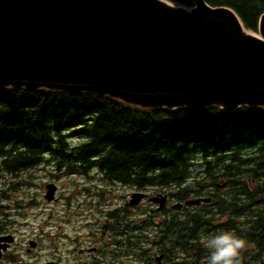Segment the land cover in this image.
I'll return each instance as SVG.
<instances>
[{
    "label": "trees",
    "instance_id": "1",
    "mask_svg": "<svg viewBox=\"0 0 264 264\" xmlns=\"http://www.w3.org/2000/svg\"><path fill=\"white\" fill-rule=\"evenodd\" d=\"M168 1L192 6L195 0ZM205 1L233 9L247 30L259 31L264 0ZM68 136L83 139L65 154ZM48 150L60 165H71L67 173L97 166L104 178L139 189L176 188L170 194L178 201L214 197L182 220L172 217L165 243L197 242L210 228H229L264 249L262 106L169 110L87 91L0 87V156L8 153L7 169L19 171Z\"/></svg>",
    "mask_w": 264,
    "mask_h": 264
},
{
    "label": "water",
    "instance_id": "2",
    "mask_svg": "<svg viewBox=\"0 0 264 264\" xmlns=\"http://www.w3.org/2000/svg\"><path fill=\"white\" fill-rule=\"evenodd\" d=\"M195 4L0 0V87L87 91L151 108L264 106V13L255 37L231 9Z\"/></svg>",
    "mask_w": 264,
    "mask_h": 264
},
{
    "label": "rangeland",
    "instance_id": "3",
    "mask_svg": "<svg viewBox=\"0 0 264 264\" xmlns=\"http://www.w3.org/2000/svg\"><path fill=\"white\" fill-rule=\"evenodd\" d=\"M248 32L252 36H258L256 32ZM82 139V137H69L67 139V150L71 151ZM53 174H59V177L54 179ZM10 180L7 187L8 196L5 199L3 198L4 201L0 200V204L3 203L5 206L4 208L0 207V212L4 213L0 214V221L10 217L11 222L14 223L16 219H20L22 213H25L27 219L24 223L27 226L24 225V228L26 227L25 229L30 232L29 234L26 233L31 237L36 236L41 239V242H48L47 237H50L48 234L50 229L59 233L64 232L67 238L54 239L53 237L52 239V236L50 237L53 247L56 244L76 243L71 238L76 237L78 234L80 243H90L93 238L98 237L93 236L92 233H95L96 229L108 222V213L114 210L123 218V223L131 222L132 227L136 226L137 221L150 223L149 228L154 227V223L163 227L166 222L171 220L172 216L177 218L176 221L182 220L184 217V210L171 208L168 217L150 219V215L147 214L148 209L149 207L151 209L156 207L152 206L148 200L144 201L139 207L129 205L131 194L136 191L134 186L105 180L95 167H90L87 174L71 175L65 171H56L45 165L42 170L36 168L17 176L11 175ZM50 181H54L58 186L56 199L51 201L45 196L47 192L46 184ZM3 185V182L0 181V192ZM152 189L153 193L163 191L160 188ZM185 211L188 212L190 209ZM44 217L53 220H44ZM75 229H78L79 232ZM148 232L144 231L142 235ZM139 233L134 231L130 234L138 235ZM150 237L154 238L153 235Z\"/></svg>",
    "mask_w": 264,
    "mask_h": 264
},
{
    "label": "flooded vegetation",
    "instance_id": "4",
    "mask_svg": "<svg viewBox=\"0 0 264 264\" xmlns=\"http://www.w3.org/2000/svg\"><path fill=\"white\" fill-rule=\"evenodd\" d=\"M155 195L159 193H149L146 198L156 207H149V215L168 217L172 205L170 198L164 206H159L151 200ZM107 220L92 233L98 237L93 238L90 243L82 244L76 236V243L56 244L53 247L52 243L48 245L47 242L28 235L30 232L25 228L12 227L11 218L6 217L0 221V264H159V258L164 264H208L210 253L206 242L216 234L200 233L195 240L197 242L165 243L163 241L168 239L167 230L159 224L154 223L155 226L149 228L137 221L134 222L136 226L129 227L131 222L123 223L119 214L109 216ZM123 224L127 226L123 227ZM75 231L79 232L78 229ZM134 231L140 233L130 234ZM144 231L149 232L142 235ZM228 231L235 232L234 229ZM240 264H264V249L247 243L241 252Z\"/></svg>",
    "mask_w": 264,
    "mask_h": 264
},
{
    "label": "clouds",
    "instance_id": "5",
    "mask_svg": "<svg viewBox=\"0 0 264 264\" xmlns=\"http://www.w3.org/2000/svg\"><path fill=\"white\" fill-rule=\"evenodd\" d=\"M206 244L210 253L208 264H240V255L247 241L242 235L226 231L211 236Z\"/></svg>",
    "mask_w": 264,
    "mask_h": 264
},
{
    "label": "bare ground",
    "instance_id": "6",
    "mask_svg": "<svg viewBox=\"0 0 264 264\" xmlns=\"http://www.w3.org/2000/svg\"><path fill=\"white\" fill-rule=\"evenodd\" d=\"M170 4H172V3H170ZM172 5H174V4H172ZM174 6H177V4H175ZM188 10H190V9H188ZM237 17V16H236ZM238 18V17H237ZM238 20H239V18H238ZM240 21V20H239ZM240 23H241V21H240ZM246 35H250L249 33L250 32H248V31H246V30H244L243 31Z\"/></svg>",
    "mask_w": 264,
    "mask_h": 264
}]
</instances>
